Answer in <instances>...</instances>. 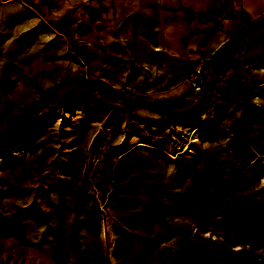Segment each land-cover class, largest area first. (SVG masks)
I'll use <instances>...</instances> for the list:
<instances>
[{"label":"rangeland","instance_id":"obj_1","mask_svg":"<svg viewBox=\"0 0 264 264\" xmlns=\"http://www.w3.org/2000/svg\"><path fill=\"white\" fill-rule=\"evenodd\" d=\"M52 28L0 0V130L33 119L0 136V264H264V117L253 109L208 126V72L231 46L185 65L191 102L197 65L209 86L199 120L180 122L128 101L146 99L145 78L115 70L110 46ZM101 83L123 99H71ZM154 114L158 125L143 118Z\"/></svg>","mask_w":264,"mask_h":264},{"label":"crops","instance_id":"obj_2","mask_svg":"<svg viewBox=\"0 0 264 264\" xmlns=\"http://www.w3.org/2000/svg\"><path fill=\"white\" fill-rule=\"evenodd\" d=\"M25 1L70 42L78 39L91 48L110 46L115 64L119 63L115 70L136 73L137 82L145 78L144 97L164 107L176 104L183 108L193 103L190 94L185 95L181 89L186 64L192 67L188 63L212 54L229 37L264 17V0ZM108 31L114 41L105 45ZM229 49L217 67L208 72L215 99L208 126H214L216 118L230 120L239 112L253 109L256 117L258 113L264 117L260 110V103H264V26ZM92 55L89 51L88 59H93ZM235 67L246 68L247 72L238 75ZM244 91L247 99L242 101ZM165 92L171 95L162 96ZM197 112L177 116H182L177 121L199 120L202 114ZM143 118L155 125L163 120L155 114Z\"/></svg>","mask_w":264,"mask_h":264},{"label":"water","instance_id":"obj_3","mask_svg":"<svg viewBox=\"0 0 264 264\" xmlns=\"http://www.w3.org/2000/svg\"><path fill=\"white\" fill-rule=\"evenodd\" d=\"M18 1L21 2L28 9L32 10L37 16H39V17H41L43 19L42 15L33 6H31L29 3H27L25 0H18ZM263 26H264V17L262 19H260L259 21L253 22L252 24H249V25H246L239 32H237L236 34H234L231 37H229L226 41H224L212 53L211 57L208 59L207 62L212 61L224 49H226L227 47H229V46L237 43L238 41H240L241 39L249 36L250 34L256 32L257 30H259ZM52 29H54V28H52ZM54 31L57 32L55 29H54ZM57 33L59 35H61L64 39H66V36L64 34H62L60 32H57ZM208 86H209V83L207 81H205L204 82V85H203V88H202V91L199 94L198 98L193 103H191L190 105H188L186 107H183V108H180V109H169V108H166V107H162V106L156 105V104H154V103H152V102H150L147 99L142 98V97H134V98L128 99V101L133 102V103H136V104H138V105H140L142 107H145V108L150 109L152 111H155L157 113H163V114H167V115H170V116H180V115H183L185 113L192 112V111H194L197 108H199V107L202 106L204 97H205V95L207 93ZM96 90H106V91L110 92L111 94H113V95H115V96L120 97L121 99H123L122 96L120 94H118L116 92V90H114L107 83H101L99 85L91 86V87H89L87 89L78 91V92L74 93L71 96V99H79L84 94H87L89 92L96 91ZM66 104H67L66 101H61V102L55 104L54 107L52 109H50V111H48L47 113L52 112V110L54 108H57V107H59L61 105H66ZM47 113H45V114H47ZM32 122H33V119L27 120V121L17 122V123H15V124H13V125L5 128V129H3V130H0V136H3L5 134H7V133H9V132H11L13 130H15L16 128H19L22 125H29ZM104 233H105V229H104Z\"/></svg>","mask_w":264,"mask_h":264},{"label":"built area","instance_id":"obj_4","mask_svg":"<svg viewBox=\"0 0 264 264\" xmlns=\"http://www.w3.org/2000/svg\"><path fill=\"white\" fill-rule=\"evenodd\" d=\"M202 57H199L197 59H201ZM200 65H197L195 68L192 69L193 75L196 74V76L191 77V87L193 88V97H198L202 88H203V74H200ZM205 100V99H204Z\"/></svg>","mask_w":264,"mask_h":264},{"label":"bare ground","instance_id":"obj_5","mask_svg":"<svg viewBox=\"0 0 264 264\" xmlns=\"http://www.w3.org/2000/svg\"><path fill=\"white\" fill-rule=\"evenodd\" d=\"M103 233H104V230H103Z\"/></svg>","mask_w":264,"mask_h":264}]
</instances>
